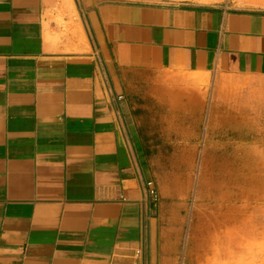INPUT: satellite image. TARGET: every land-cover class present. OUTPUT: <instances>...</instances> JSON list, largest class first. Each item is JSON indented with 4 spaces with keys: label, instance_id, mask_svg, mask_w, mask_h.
<instances>
[{
    "label": "crops",
    "instance_id": "1",
    "mask_svg": "<svg viewBox=\"0 0 264 264\" xmlns=\"http://www.w3.org/2000/svg\"><path fill=\"white\" fill-rule=\"evenodd\" d=\"M259 220L264 0H0V264H206Z\"/></svg>",
    "mask_w": 264,
    "mask_h": 264
},
{
    "label": "rangeland",
    "instance_id": "2",
    "mask_svg": "<svg viewBox=\"0 0 264 264\" xmlns=\"http://www.w3.org/2000/svg\"><path fill=\"white\" fill-rule=\"evenodd\" d=\"M148 1H159V0H148ZM173 2H185V3H200V4H209V3H219L223 0H169ZM259 206L261 204L259 203ZM261 224L264 228V221L259 220L255 221V225L261 228ZM224 235V234H223ZM221 236V245H220V255L217 258L215 263H212L211 260L206 261V264H264V233L262 235L257 234L254 237L252 246H250V241H247L244 236L240 235H230V236ZM211 242H208V245ZM242 244L245 245L242 247ZM207 245V246H208ZM237 245L239 252L236 250ZM218 262V263H217ZM178 264H182L179 261Z\"/></svg>",
    "mask_w": 264,
    "mask_h": 264
},
{
    "label": "bare ground",
    "instance_id": "3",
    "mask_svg": "<svg viewBox=\"0 0 264 264\" xmlns=\"http://www.w3.org/2000/svg\"><path fill=\"white\" fill-rule=\"evenodd\" d=\"M221 236L220 237H215L214 245L211 246L212 247L211 254L213 255V261H211L212 263H215L217 258L220 255V251L219 250H220V245H221ZM223 236H226V235H223ZM215 245H216V247H215ZM243 246H245V245H243Z\"/></svg>",
    "mask_w": 264,
    "mask_h": 264
},
{
    "label": "built area",
    "instance_id": "4",
    "mask_svg": "<svg viewBox=\"0 0 264 264\" xmlns=\"http://www.w3.org/2000/svg\"><path fill=\"white\" fill-rule=\"evenodd\" d=\"M147 185H148V187H149V193H150V195L154 196V195H155V191H154V189L152 188V183H148Z\"/></svg>",
    "mask_w": 264,
    "mask_h": 264
}]
</instances>
